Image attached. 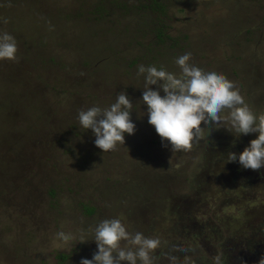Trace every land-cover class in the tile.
I'll return each mask as SVG.
<instances>
[{
	"label": "rangeland",
	"instance_id": "374dc122",
	"mask_svg": "<svg viewBox=\"0 0 264 264\" xmlns=\"http://www.w3.org/2000/svg\"><path fill=\"white\" fill-rule=\"evenodd\" d=\"M0 32L17 44L0 59V264H79L113 217L157 239L149 264H257L264 168L225 161L256 134L200 121L187 149L162 146L137 66L178 73L190 52L264 114V0H0ZM120 91L135 131L102 151L77 111Z\"/></svg>",
	"mask_w": 264,
	"mask_h": 264
},
{
	"label": "clouds",
	"instance_id": "9594fccd",
	"mask_svg": "<svg viewBox=\"0 0 264 264\" xmlns=\"http://www.w3.org/2000/svg\"><path fill=\"white\" fill-rule=\"evenodd\" d=\"M16 51L15 38L0 32V59L15 60ZM190 58V52L176 57L178 73L154 65L137 66V75H142L144 81L141 101L146 105L147 122L159 135L161 145L173 151L187 149L194 139L193 133L200 135V121L226 124L235 136L256 135L239 152L228 151L225 161L235 162L243 169L264 168V114H255L234 83L221 72L202 68ZM132 105L125 92L120 91L107 107L92 105L79 109L76 119L80 127L91 129L96 147L109 151L123 144L125 133L135 131L130 119ZM90 232L96 251L91 258L81 257L79 264H149V250L158 243L156 238L140 231H129L116 217L99 220ZM57 235L65 241L73 238L64 232ZM86 240L81 234L79 241ZM257 264H264V256Z\"/></svg>",
	"mask_w": 264,
	"mask_h": 264
},
{
	"label": "trees",
	"instance_id": "16d2710c",
	"mask_svg": "<svg viewBox=\"0 0 264 264\" xmlns=\"http://www.w3.org/2000/svg\"><path fill=\"white\" fill-rule=\"evenodd\" d=\"M158 36H159V34H158ZM256 240L259 241V242L256 241V243H263L264 242V235H262L261 237L257 238ZM253 245H254V243H253ZM245 256L246 257L244 258V260H249V256L248 255H245ZM244 260L242 262H244Z\"/></svg>",
	"mask_w": 264,
	"mask_h": 264
}]
</instances>
